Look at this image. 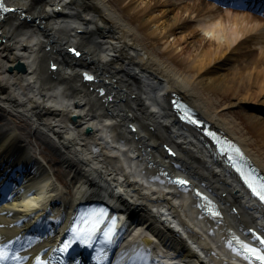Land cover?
I'll return each instance as SVG.
<instances>
[{
	"label": "bare ground",
	"instance_id": "bare-ground-1",
	"mask_svg": "<svg viewBox=\"0 0 264 264\" xmlns=\"http://www.w3.org/2000/svg\"><path fill=\"white\" fill-rule=\"evenodd\" d=\"M223 1L7 0L19 11L0 20L5 264L45 260L77 203L105 196L118 201L132 220L126 233L133 245L119 247L115 264L127 262L146 235L154 239V264L173 263L167 251L178 255L179 243L186 246L181 257L186 264H250L234 257L227 233L241 235L242 227L252 225L264 230V215L211 160L199 136L177 128L167 105L171 93L182 96L214 128L243 145L264 171V0L245 2L242 10ZM70 44L83 48L82 60L65 53ZM52 60L60 66L56 73L48 68ZM84 66L109 89L106 96L79 81ZM109 96L113 100H105ZM242 107L253 137L233 115H223ZM17 120L63 159L72 197L48 168L51 160L19 133ZM254 138L260 150L250 148ZM166 143L177 149L176 159L166 154ZM22 153L28 159L14 176L24 163ZM162 171L189 177L213 194L225 218L206 221L190 200L192 193L159 175ZM232 205L239 207L238 216L230 212Z\"/></svg>",
	"mask_w": 264,
	"mask_h": 264
},
{
	"label": "rangeland",
	"instance_id": "rangeland-1",
	"mask_svg": "<svg viewBox=\"0 0 264 264\" xmlns=\"http://www.w3.org/2000/svg\"><path fill=\"white\" fill-rule=\"evenodd\" d=\"M233 97L232 96H225L223 97V99L226 101L231 100ZM222 102H220L219 104H222ZM247 110L244 109V107L239 108V109H233L231 111H228L227 113H223L224 114H228V115H233L238 122L241 124L242 128L244 129V132L250 136H254L253 135V131L250 128V123L248 122L247 117L245 116ZM17 125L19 126V133L23 136V137H28L31 142H32V147L35 151L41 152L42 156H44V158L46 160H51L50 162V168L51 170H53V172H55V176L57 178V180L62 184V186L64 187L65 193L69 194L72 197V188L71 185L69 183V181H67L65 175H67L64 171V169L58 164L57 162V157L54 155L53 150L49 147V145L45 144L43 140H41L39 137L37 136H32L30 135L31 129L30 127L25 124V123H21L20 121L17 120ZM22 138V137H21ZM255 141H253L250 144V148L253 150H260V141L258 140V138H254ZM232 210V209H231Z\"/></svg>",
	"mask_w": 264,
	"mask_h": 264
},
{
	"label": "snow or ice",
	"instance_id": "snow-or-ice-1",
	"mask_svg": "<svg viewBox=\"0 0 264 264\" xmlns=\"http://www.w3.org/2000/svg\"><path fill=\"white\" fill-rule=\"evenodd\" d=\"M0 7H3V5L0 4ZM73 51L75 52L76 50L73 49ZM196 122L199 123V121ZM237 151H239V149H237ZM246 180H248L249 187L252 189L253 193L256 196H258L261 200H264V182H261L257 185L247 177ZM181 183H187V181H181ZM105 215H106V210L101 211L98 215L95 216L94 220L90 221V227L86 226L83 229H80L78 225L74 227L72 231L73 233H75V235L72 239L79 240L81 243H84L88 246H92L93 238L95 237L96 233L100 230V225L104 222ZM114 224L115 221H113V227L109 228V230L104 233L105 239L107 240L108 243H112V238L115 235ZM260 239L264 241V237H261ZM70 246H71V241L65 244L62 250L66 251ZM243 247L248 252L257 255L259 259L264 260V251H261L259 249L252 247L251 245H246V244L243 245ZM7 258H8V253L6 249L0 247V264H5ZM39 264H44V262L40 261Z\"/></svg>",
	"mask_w": 264,
	"mask_h": 264
},
{
	"label": "water",
	"instance_id": "water-1",
	"mask_svg": "<svg viewBox=\"0 0 264 264\" xmlns=\"http://www.w3.org/2000/svg\"><path fill=\"white\" fill-rule=\"evenodd\" d=\"M18 70H20L21 72H24L26 69H25V66L23 64H19L18 67H17ZM147 243H151V240L148 239V238H145L144 239Z\"/></svg>",
	"mask_w": 264,
	"mask_h": 264
}]
</instances>
